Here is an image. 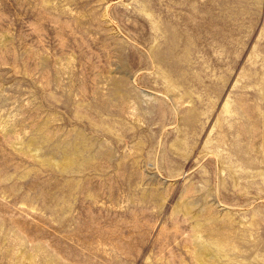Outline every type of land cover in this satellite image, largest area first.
Wrapping results in <instances>:
<instances>
[{
	"label": "rangeland",
	"instance_id": "obj_1",
	"mask_svg": "<svg viewBox=\"0 0 264 264\" xmlns=\"http://www.w3.org/2000/svg\"><path fill=\"white\" fill-rule=\"evenodd\" d=\"M0 264H264V0H0Z\"/></svg>",
	"mask_w": 264,
	"mask_h": 264
}]
</instances>
